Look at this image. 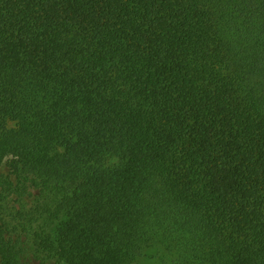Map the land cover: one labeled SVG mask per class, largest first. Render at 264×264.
Here are the masks:
<instances>
[{
  "label": "trees",
  "instance_id": "1",
  "mask_svg": "<svg viewBox=\"0 0 264 264\" xmlns=\"http://www.w3.org/2000/svg\"><path fill=\"white\" fill-rule=\"evenodd\" d=\"M0 171V264H264V0H0Z\"/></svg>",
  "mask_w": 264,
  "mask_h": 264
},
{
  "label": "rangeland",
  "instance_id": "2",
  "mask_svg": "<svg viewBox=\"0 0 264 264\" xmlns=\"http://www.w3.org/2000/svg\"><path fill=\"white\" fill-rule=\"evenodd\" d=\"M2 172V171H0ZM10 205V206H9ZM9 207H12L13 204L9 202L8 204ZM155 252L152 250H149L145 253V255L139 260L138 264H157L156 259L154 258ZM35 263V262H34ZM38 264V263H37Z\"/></svg>",
  "mask_w": 264,
  "mask_h": 264
}]
</instances>
